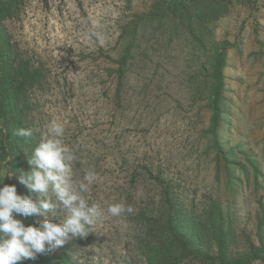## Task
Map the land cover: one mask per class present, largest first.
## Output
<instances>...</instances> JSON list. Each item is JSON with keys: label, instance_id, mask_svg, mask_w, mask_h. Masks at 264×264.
Listing matches in <instances>:
<instances>
[{"label": "rangeland", "instance_id": "374dc122", "mask_svg": "<svg viewBox=\"0 0 264 264\" xmlns=\"http://www.w3.org/2000/svg\"><path fill=\"white\" fill-rule=\"evenodd\" d=\"M153 1L23 0L7 25L48 78L39 94L42 134L50 120L63 123V142L79 158L75 178L88 168L99 176L84 194L89 204L133 208L119 218L101 217L77 237L74 263L147 264L136 241L155 214L160 177L198 211L218 202L228 256L264 264V0H231L213 36L200 42L158 20L144 23ZM91 31L105 36L102 45ZM212 40L230 44L215 126ZM126 51L116 96V68ZM219 151L231 152L227 168L235 178L237 163L252 170L248 178L228 182ZM56 211L49 217L59 222L62 206Z\"/></svg>", "mask_w": 264, "mask_h": 264}, {"label": "trees", "instance_id": "16d2710c", "mask_svg": "<svg viewBox=\"0 0 264 264\" xmlns=\"http://www.w3.org/2000/svg\"><path fill=\"white\" fill-rule=\"evenodd\" d=\"M231 0H154L149 10L142 14L144 23L158 20L167 24L171 32L183 30L185 33L200 42L204 37H212L215 21L223 15ZM23 0H0V187L15 185L17 193L32 195L33 198L40 194L29 193L28 189L19 183L18 177L23 171H29L28 159L33 148L42 138V126L39 119V94L44 90L47 81L43 64H35L15 42L8 28L11 21L20 11ZM142 19V18H141ZM141 25L135 23L130 44ZM161 23V24H162ZM215 46L214 78L216 88L211 92V101L215 106L212 118L213 126L219 118V109L216 101L220 88L223 85L222 70L225 65L226 50L230 47L225 41L212 40ZM129 48L127 49V51ZM118 62L116 68L118 87L116 96L124 77L125 64L128 52ZM19 128L32 130L30 137H17L13 135ZM214 128V127H212ZM221 150V149H220ZM220 152V151H219ZM246 156V153H244ZM224 162V172L228 182H234L237 176L244 175L248 178L251 169L237 163L238 174L236 178L228 169V157L231 152H220ZM247 158V157H246ZM250 167L257 175V168L253 160H248ZM12 174L11 176H9ZM159 183L157 207L151 221L145 225L144 236L136 241V247L145 255L147 264H241L244 257L233 258L228 256L222 229L221 213L218 202H210L199 211L195 209L194 200L188 195H180L170 182ZM238 179V178H237ZM162 180V181H161ZM47 196L56 201L55 193L49 189ZM264 208V204H262ZM57 211L55 210V214ZM16 215L27 226L43 219L39 216L27 218ZM53 216V213L51 212ZM48 218L49 214H48ZM52 218V217H51ZM50 218V219H51ZM264 223V209L260 217V226ZM153 235L152 244L149 241ZM78 241L70 239L62 247L39 254L35 260H26L18 264H75L73 254ZM215 249V252L213 251Z\"/></svg>", "mask_w": 264, "mask_h": 264}, {"label": "clouds", "instance_id": "9594fccd", "mask_svg": "<svg viewBox=\"0 0 264 264\" xmlns=\"http://www.w3.org/2000/svg\"><path fill=\"white\" fill-rule=\"evenodd\" d=\"M91 24L93 29L98 27L96 21ZM90 35L101 45L105 41L99 31H91ZM64 134L65 125L56 119L50 120L28 159L30 170H22L18 177L29 193L40 195L34 199L32 195L18 194L15 185L0 187V264L35 260L39 254L62 247L70 239L87 236L101 217L119 218L133 212L131 206L119 202L108 203L103 208L89 204L84 194L98 182L99 176L93 168H88L82 178H75L73 164L79 158L63 142ZM13 135L30 137L32 130L19 128ZM50 188L56 201L47 196ZM58 206H62L64 217L56 222L48 214H55ZM14 214L43 219L26 226Z\"/></svg>", "mask_w": 264, "mask_h": 264}]
</instances>
